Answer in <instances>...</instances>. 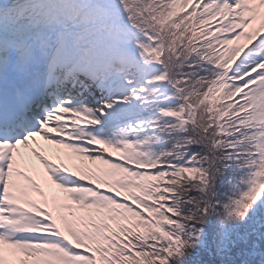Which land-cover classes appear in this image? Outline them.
Masks as SVG:
<instances>
[{"label": "snow or ice", "instance_id": "6c2138e0", "mask_svg": "<svg viewBox=\"0 0 264 264\" xmlns=\"http://www.w3.org/2000/svg\"><path fill=\"white\" fill-rule=\"evenodd\" d=\"M0 264H264V0H0Z\"/></svg>", "mask_w": 264, "mask_h": 264}]
</instances>
